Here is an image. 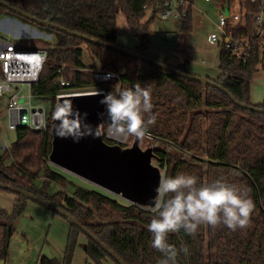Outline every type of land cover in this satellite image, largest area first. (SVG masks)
Returning a JSON list of instances; mask_svg holds the SVG:
<instances>
[{
    "label": "trees",
    "instance_id": "trees-1",
    "mask_svg": "<svg viewBox=\"0 0 264 264\" xmlns=\"http://www.w3.org/2000/svg\"><path fill=\"white\" fill-rule=\"evenodd\" d=\"M3 1L32 16L49 19L114 45H120L118 11L124 14L128 30L135 34H147L150 22L159 12V0ZM189 1L188 15L182 19V32L193 28L194 0ZM148 10H151V16L144 21ZM0 15L35 24L41 31L56 38L54 43L43 39L31 41L33 44L43 42L50 47L39 79L30 86L32 95L55 100L61 92L79 89H105L107 93L117 81L124 86H131L136 81L147 84L151 88L153 109L145 114V119L154 115L155 122L147 126L145 134L164 142L163 146L154 147L155 159L163 171L170 175L188 172L195 175L199 182H211L223 176L229 183L247 191L254 206L245 228L232 230L223 224L215 227L203 225L195 235H188L183 230L169 234L170 243L189 249L187 255H179V264H264V113L236 103L237 100L264 108V102L253 104L250 97L251 80L260 65L264 68V54L261 58L257 52L243 61L233 57L225 48H220L221 73L212 80L232 93L236 99L233 100L218 88L179 76L106 46L38 25L2 5ZM85 46L91 49L102 69L117 72L119 78L97 82L92 75L96 67L87 66L83 61ZM130 49L146 55L143 45ZM160 61L169 65L166 59ZM174 67L188 72L187 64ZM62 80L70 85L63 86ZM16 133L12 146L0 150L1 183L32 192L66 210L127 264H157L161 253L151 246L152 236L146 227L152 215L150 208L118 198L104 189L100 191L81 185H76L74 192L68 194L65 189L70 180L49 163L53 139L51 123L46 130L19 127ZM104 139L110 144L117 143L105 136ZM41 173L43 179L38 184L37 178ZM53 182L61 189L50 193ZM26 199L19 194L11 213L0 208V261L4 259L5 263L15 231L13 223L23 213ZM81 233L86 237L85 250L90 257L98 263L111 257L100 244L69 222L62 257L57 259L42 255L40 264H72Z\"/></svg>",
    "mask_w": 264,
    "mask_h": 264
},
{
    "label": "rangeland",
    "instance_id": "rangeland-1",
    "mask_svg": "<svg viewBox=\"0 0 264 264\" xmlns=\"http://www.w3.org/2000/svg\"><path fill=\"white\" fill-rule=\"evenodd\" d=\"M220 8L221 6L216 0H194L192 7L193 28L191 31L182 32V20L180 18L172 17L164 20L157 16L150 22L147 34L131 33L128 30L124 14L118 11V43L127 48L143 45L145 54L148 57L158 60L163 57L168 58L167 61L172 66L187 64L189 73L216 79L221 73L219 68L220 48L209 37L216 28L215 23L218 20ZM150 14L151 10H148L144 21L149 20ZM0 36L10 38L17 43L31 44L38 47L46 46L47 44L39 41L33 44L31 41L43 39L54 43L56 40L54 35L41 31L35 24L2 15H0ZM83 61L87 66H95L96 68H101L102 66L87 46L84 47ZM20 88L21 93L29 94V86L25 85ZM9 97L10 93L0 97V146L5 141L7 147H11L17 138L16 130L8 127L9 112L7 103ZM250 97L253 104L264 102V68L261 65L251 80ZM33 102L42 104L49 111V118H53L54 112L51 114V111L55 100L48 97L33 96ZM104 113H107L106 110ZM107 124V121L104 122L102 129ZM135 136L130 134L128 142L123 145H131ZM139 143L142 148H147L151 145H154V147L163 146L164 144L161 140H156L146 135L140 136ZM167 146L170 145L168 144ZM153 163L160 167L155 158ZM52 168L63 173L70 180L71 183L65 189L68 194L74 192L76 185L104 191L91 182L56 165H53ZM161 169L163 171V168ZM42 179L41 173L37 178V183L40 184ZM59 189H61L60 186L53 182L50 185L49 192L55 193ZM18 197V193L0 188V208L11 213ZM118 198L121 197L118 196ZM26 201L23 213L13 223L15 231L11 238L9 257L5 264H40L39 258L41 254L50 258H60L64 252L67 238L65 231L69 224L68 219L62 215L54 214L50 208L33 199L27 198ZM52 215L54 218L51 217ZM85 241L86 237L81 233L78 237L72 264H117L111 257H106L101 263L95 261L86 253L84 249Z\"/></svg>",
    "mask_w": 264,
    "mask_h": 264
},
{
    "label": "clouds",
    "instance_id": "clouds-1",
    "mask_svg": "<svg viewBox=\"0 0 264 264\" xmlns=\"http://www.w3.org/2000/svg\"><path fill=\"white\" fill-rule=\"evenodd\" d=\"M99 103L122 133L143 136L147 126L155 122L154 115L145 119V114L153 109L152 95L151 88L140 81L131 86L117 81ZM54 116L58 122L57 134L61 137L79 142L85 136L98 134L87 122V113L82 115L74 109L69 99L55 106ZM155 191L149 209L152 215L146 227L152 236L151 246L161 253L157 264H179V255L189 253L187 247L178 248L169 242L170 233L183 230L195 235L203 225L215 227L219 224L232 230L243 229L249 223L254 206L247 191L229 183L223 176L211 182H199L188 172L175 175L161 172Z\"/></svg>",
    "mask_w": 264,
    "mask_h": 264
},
{
    "label": "water",
    "instance_id": "water-1",
    "mask_svg": "<svg viewBox=\"0 0 264 264\" xmlns=\"http://www.w3.org/2000/svg\"><path fill=\"white\" fill-rule=\"evenodd\" d=\"M0 5L37 23L38 25L65 32L82 38L92 44L106 46L115 51L141 59L149 64L159 66L171 73L218 88L229 94L233 100H236L233 94L223 85L208 77L179 70L178 68L165 64L158 59L137 53L130 48L92 38L57 24L49 19H41L32 16L24 10L3 0H0ZM103 95L104 93H88L63 96L59 98L55 106L65 99L71 100L74 109H78L82 115L87 113V122L98 130V134L95 136H85L80 139L79 142L74 141L71 137H61L57 134L58 122L55 119V116H53L51 121L53 139L49 162L131 203L150 208L152 198L156 195L155 189L160 181V174L163 172L159 166L153 163V159L156 157L154 147L148 146L147 148H142L139 143L140 136L137 135L135 136L133 143L129 146H122L119 143L110 144L104 139L101 125L103 123L102 115L105 112V108L99 103ZM236 103L243 108L264 113V108H256L237 100ZM0 188L11 190L26 198L33 199L64 216L69 222L74 223L86 235L100 244L118 264H127L113 250L103 243L100 238L94 235L66 210L32 192L14 187L10 184L0 182ZM4 263V259L0 261V264Z\"/></svg>",
    "mask_w": 264,
    "mask_h": 264
},
{
    "label": "built area",
    "instance_id": "built-area-1",
    "mask_svg": "<svg viewBox=\"0 0 264 264\" xmlns=\"http://www.w3.org/2000/svg\"><path fill=\"white\" fill-rule=\"evenodd\" d=\"M211 1V0H205ZM221 6L215 30L210 34V40L220 48H225L230 54L238 59L247 61L255 53L261 58L264 54V0H216ZM191 3L189 0H159L160 19L180 18L188 15ZM49 46H26L23 47L16 41L0 36V97L10 93L7 103L9 112V129L17 130L19 127H27L33 130H46L52 119L42 104L33 102V95L21 93L22 86H30L39 79L47 59ZM110 74V75H109ZM92 75L97 82H106L119 78L114 71L94 68ZM107 77V78H106ZM65 87L68 81H61ZM88 93H104L105 89H79L61 92L59 98L69 95ZM103 123L107 126L101 130L106 138L119 144H126L130 133H122L110 121L107 113L102 115ZM52 129V125H51ZM154 138L150 134H144ZM2 146V149H1ZM0 146L6 150L5 141ZM129 146V145H127ZM154 147V145H151ZM164 172V171H163Z\"/></svg>",
    "mask_w": 264,
    "mask_h": 264
},
{
    "label": "crops",
    "instance_id": "crops-1",
    "mask_svg": "<svg viewBox=\"0 0 264 264\" xmlns=\"http://www.w3.org/2000/svg\"><path fill=\"white\" fill-rule=\"evenodd\" d=\"M6 17H8V16H6ZM9 18V17H8ZM12 19V18H11ZM137 46V45H136ZM134 47V46H133ZM219 47V46H218ZM220 48V47H219ZM168 60V58H165V57H163L162 59H160V60ZM206 74H209V73H206ZM34 96V95H33ZM36 97V96H35ZM52 218H54V216L52 215L51 216ZM68 230H69V224H68V226H67V229H66V237H67V234H68ZM66 241H67V238H66ZM65 244H66V242H65ZM66 246V245H65ZM84 247H85V245H84ZM85 249V248H84ZM65 250V249H64ZM64 253V252H63ZM63 255V254H62ZM40 256H42V254L40 255ZM62 256H60V258H61ZM55 258H57V257H55ZM60 258H57V259H60Z\"/></svg>",
    "mask_w": 264,
    "mask_h": 264
}]
</instances>
